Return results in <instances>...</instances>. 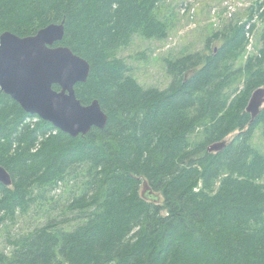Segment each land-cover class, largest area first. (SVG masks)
I'll use <instances>...</instances> for the list:
<instances>
[{
    "label": "trees",
    "instance_id": "16d2710c",
    "mask_svg": "<svg viewBox=\"0 0 264 264\" xmlns=\"http://www.w3.org/2000/svg\"><path fill=\"white\" fill-rule=\"evenodd\" d=\"M161 1L0 0V34L32 36L64 20L54 46L90 67L76 97L98 100L107 117L72 138L0 90V166L12 181L0 183V234L32 206L61 205L0 245V264H264V157L252 145L258 127L264 139V107L250 123V95L237 111L226 92L241 75L264 87V26L242 68L231 65L247 46L245 25L216 33L211 54L166 60L169 86L144 89L116 54L136 36L165 39L153 15ZM220 141L221 152H207ZM143 181L160 203L141 198Z\"/></svg>",
    "mask_w": 264,
    "mask_h": 264
},
{
    "label": "rangeland",
    "instance_id": "374dc122",
    "mask_svg": "<svg viewBox=\"0 0 264 264\" xmlns=\"http://www.w3.org/2000/svg\"><path fill=\"white\" fill-rule=\"evenodd\" d=\"M263 14L264 0H162L153 15L164 26L165 39L158 41L136 36L127 48L120 49L116 55L128 66L131 76L142 88L164 90L170 83L166 60L175 61L195 53L211 54L221 45L220 40L207 44L216 33L229 27L245 25L250 32L246 34L245 50L231 65L232 70L236 71L261 49ZM252 91L253 81L247 80L243 75L234 77L226 90L231 93L230 100L236 105L237 111ZM252 145L264 157L262 127L255 130ZM67 194L68 188H65L61 204L65 203ZM60 208L61 205L58 209H51L48 202L43 203V207L38 210L32 206L29 215L18 219L14 224H8L1 231V249L5 251L10 248L8 239L26 233L46 221V218L35 216L36 214L43 212L50 217H58ZM59 221L60 218L57 219ZM64 226L65 224L60 225Z\"/></svg>",
    "mask_w": 264,
    "mask_h": 264
},
{
    "label": "water",
    "instance_id": "95a60500",
    "mask_svg": "<svg viewBox=\"0 0 264 264\" xmlns=\"http://www.w3.org/2000/svg\"><path fill=\"white\" fill-rule=\"evenodd\" d=\"M64 20L40 28L35 35L19 37L9 31L0 34V90L16 102L24 112L52 124L72 138L87 133L92 126L103 129L107 122L98 100L82 105L75 86L89 77V63L66 46L55 44L63 39ZM57 86L59 90L53 89ZM264 106V87L255 89L245 112L254 118ZM252 122V121H251ZM225 141L212 144L207 151L221 152ZM0 183L9 187L11 178L0 166ZM140 196L160 203L143 181Z\"/></svg>",
    "mask_w": 264,
    "mask_h": 264
},
{
    "label": "bare ground",
    "instance_id": "6f19581e",
    "mask_svg": "<svg viewBox=\"0 0 264 264\" xmlns=\"http://www.w3.org/2000/svg\"><path fill=\"white\" fill-rule=\"evenodd\" d=\"M63 34H64V32H63ZM263 107H264V106H263ZM263 107H262V108H263ZM262 108H261V110H262ZM261 110H259V111L257 112V114L255 115L254 118H251L250 115H249V117H250V123H253V122H254V120H255L256 117L259 115V113H260ZM41 120H42V119H41ZM43 121H44V120H43ZM251 121H252V122H251ZM46 122H47V121H46ZM48 123H49V122H48ZM50 124H51V123H50ZM51 125H52V124H51ZM53 128H54V127H53ZM92 128H96V127L92 126L91 129H92ZM55 129H56V128H55ZM91 129H90V130H91ZM96 129H99V128H96ZM90 130H89V131H90ZM89 131H88V132H89ZM60 132H61V131H60ZM88 132H87V133H88ZM87 133H85V134H83V133H79L78 135H86ZM220 142H221V141H220ZM217 143H218V142H217ZM214 144H215V143H214ZM207 149H208V148H207ZM207 152H208V151H207ZM208 153H210V152H208ZM217 153H218V152H217ZM2 185H3V184H2ZM3 186H5V185H3ZM6 187H7V186H6Z\"/></svg>",
    "mask_w": 264,
    "mask_h": 264
}]
</instances>
